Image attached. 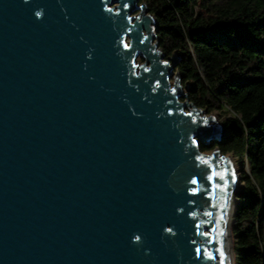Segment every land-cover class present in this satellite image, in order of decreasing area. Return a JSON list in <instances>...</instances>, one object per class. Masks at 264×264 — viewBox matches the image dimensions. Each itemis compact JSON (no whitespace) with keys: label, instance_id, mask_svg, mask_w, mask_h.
<instances>
[{"label":"water","instance_id":"water-1","mask_svg":"<svg viewBox=\"0 0 264 264\" xmlns=\"http://www.w3.org/2000/svg\"><path fill=\"white\" fill-rule=\"evenodd\" d=\"M177 66L143 0H0V264H228L225 130Z\"/></svg>","mask_w":264,"mask_h":264},{"label":"trees","instance_id":"trees-1","mask_svg":"<svg viewBox=\"0 0 264 264\" xmlns=\"http://www.w3.org/2000/svg\"><path fill=\"white\" fill-rule=\"evenodd\" d=\"M143 1L190 100L220 117L216 145L249 162L233 211L235 264H264V0Z\"/></svg>","mask_w":264,"mask_h":264},{"label":"bare ground","instance_id":"bare-ground-1","mask_svg":"<svg viewBox=\"0 0 264 264\" xmlns=\"http://www.w3.org/2000/svg\"><path fill=\"white\" fill-rule=\"evenodd\" d=\"M237 173V172H236ZM236 177H235V187L236 189ZM235 199L233 198L227 208L226 216H225V240H226V246L228 251V264H234V251H233V245H232V234H231V222L233 217V204Z\"/></svg>","mask_w":264,"mask_h":264},{"label":"rangeland","instance_id":"rangeland-1","mask_svg":"<svg viewBox=\"0 0 264 264\" xmlns=\"http://www.w3.org/2000/svg\"><path fill=\"white\" fill-rule=\"evenodd\" d=\"M140 62H143V60L140 59ZM217 117L220 120V117L218 115H217ZM230 157H231V160H232V163H233V166H234L235 175H236V179H237L236 180V189H238V186L240 185V177H241L242 171H248L249 170V162L246 159L239 160V159H237V158H235L234 156H231V155H230ZM237 201H238V198H237V196H235V203H237ZM231 227H232V222H231ZM232 242H233L232 245H233V251H234V239H233V236H232ZM233 253H234V262H235V252H233Z\"/></svg>","mask_w":264,"mask_h":264},{"label":"snow or ice","instance_id":"snow-or-ice-1","mask_svg":"<svg viewBox=\"0 0 264 264\" xmlns=\"http://www.w3.org/2000/svg\"><path fill=\"white\" fill-rule=\"evenodd\" d=\"M128 45H125V47H127ZM193 182H195V181H193ZM137 239H139V237H137Z\"/></svg>","mask_w":264,"mask_h":264},{"label":"clouds","instance_id":"clouds-1","mask_svg":"<svg viewBox=\"0 0 264 264\" xmlns=\"http://www.w3.org/2000/svg\"><path fill=\"white\" fill-rule=\"evenodd\" d=\"M37 15H40V13H37Z\"/></svg>","mask_w":264,"mask_h":264}]
</instances>
